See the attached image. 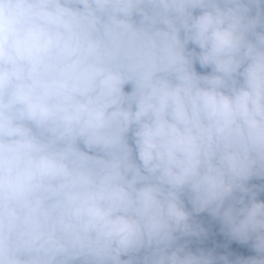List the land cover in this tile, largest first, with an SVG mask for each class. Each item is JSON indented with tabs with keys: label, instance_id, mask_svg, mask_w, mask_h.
Segmentation results:
<instances>
[{
	"label": "clouds",
	"instance_id": "1",
	"mask_svg": "<svg viewBox=\"0 0 264 264\" xmlns=\"http://www.w3.org/2000/svg\"><path fill=\"white\" fill-rule=\"evenodd\" d=\"M262 196L264 0H0V264H264Z\"/></svg>",
	"mask_w": 264,
	"mask_h": 264
},
{
	"label": "trees",
	"instance_id": "2",
	"mask_svg": "<svg viewBox=\"0 0 264 264\" xmlns=\"http://www.w3.org/2000/svg\"><path fill=\"white\" fill-rule=\"evenodd\" d=\"M198 70H199V68H198ZM261 198L264 199V196H262ZM203 215L206 217V214H203ZM218 229H219L218 225L214 224L212 226V231H213L214 235L211 236L210 240L207 242V245L209 247L214 246V243H217V244L227 243V241L224 239V237L221 234H219ZM229 249L238 255H244V256L254 255V253L251 250H249L247 247L239 246L235 242H233L232 244L229 245ZM218 250L224 251L223 248H220Z\"/></svg>",
	"mask_w": 264,
	"mask_h": 264
}]
</instances>
